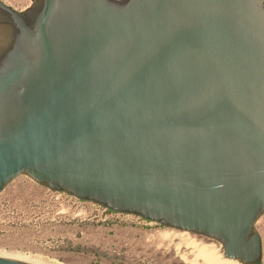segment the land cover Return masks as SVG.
<instances>
[{
    "label": "water",
    "instance_id": "obj_1",
    "mask_svg": "<svg viewBox=\"0 0 264 264\" xmlns=\"http://www.w3.org/2000/svg\"><path fill=\"white\" fill-rule=\"evenodd\" d=\"M32 1L0 0V193L27 176L259 264L264 0Z\"/></svg>",
    "mask_w": 264,
    "mask_h": 264
},
{
    "label": "rangeland",
    "instance_id": "obj_2",
    "mask_svg": "<svg viewBox=\"0 0 264 264\" xmlns=\"http://www.w3.org/2000/svg\"><path fill=\"white\" fill-rule=\"evenodd\" d=\"M1 1L18 12L33 4L32 0ZM255 230L263 247L259 264H264V216ZM200 246L230 261L214 240L52 192L27 176L16 178L0 193V256L22 262L207 264L197 256Z\"/></svg>",
    "mask_w": 264,
    "mask_h": 264
},
{
    "label": "bare ground",
    "instance_id": "obj_3",
    "mask_svg": "<svg viewBox=\"0 0 264 264\" xmlns=\"http://www.w3.org/2000/svg\"><path fill=\"white\" fill-rule=\"evenodd\" d=\"M193 246H195V244ZM198 253L199 254H197V256L201 257L203 260H205V262H207V264H237V262L236 263L235 262H231V260L230 261H222L220 259V256L218 254H216V252L214 250L208 249L206 246L205 247L204 246H202V247L200 246V248L198 249ZM0 257L11 259V260H17L14 257H9V256H5V257L4 256H0ZM20 260H17V261H20ZM25 263L34 264V263H29L27 261Z\"/></svg>",
    "mask_w": 264,
    "mask_h": 264
}]
</instances>
